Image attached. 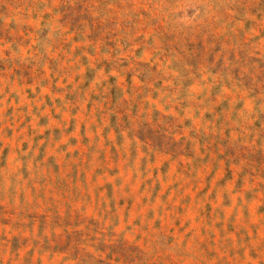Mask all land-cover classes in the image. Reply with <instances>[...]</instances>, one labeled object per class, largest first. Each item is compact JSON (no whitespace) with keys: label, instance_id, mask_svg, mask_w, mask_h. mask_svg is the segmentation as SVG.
<instances>
[{"label":"rangeland","instance_id":"obj_1","mask_svg":"<svg viewBox=\"0 0 264 264\" xmlns=\"http://www.w3.org/2000/svg\"><path fill=\"white\" fill-rule=\"evenodd\" d=\"M0 264H264V0H0Z\"/></svg>","mask_w":264,"mask_h":264}]
</instances>
